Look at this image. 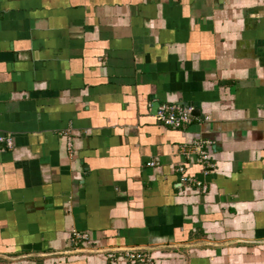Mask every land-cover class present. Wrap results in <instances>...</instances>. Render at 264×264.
Returning a JSON list of instances; mask_svg holds the SVG:
<instances>
[{"label":"crops","instance_id":"0c3cea01","mask_svg":"<svg viewBox=\"0 0 264 264\" xmlns=\"http://www.w3.org/2000/svg\"><path fill=\"white\" fill-rule=\"evenodd\" d=\"M0 135V264H264V0H0Z\"/></svg>","mask_w":264,"mask_h":264},{"label":"built area","instance_id":"2783aa9c","mask_svg":"<svg viewBox=\"0 0 264 264\" xmlns=\"http://www.w3.org/2000/svg\"><path fill=\"white\" fill-rule=\"evenodd\" d=\"M156 121L166 127L176 130H183L187 125L193 121V109L190 107L181 106L178 104L162 105L159 106L156 115ZM0 146L10 150L13 148V141L9 136L0 135ZM209 146L208 142H195L188 144L181 148V153L187 161L195 159L202 165V175L207 176L214 171L215 165L211 162V159L206 151ZM147 166H155V162H148ZM175 171L179 174L180 183L186 186H194L198 188L202 193L206 192L207 186L204 182H201L197 178L189 177L185 174V169L182 166L175 168ZM70 245L74 248H78L79 245L88 240V235L80 232L73 231L70 236ZM118 252H107L105 256L113 260L115 254ZM122 259L131 262L133 264H155L152 256L147 251H126L120 253Z\"/></svg>","mask_w":264,"mask_h":264},{"label":"water","instance_id":"95a60500","mask_svg":"<svg viewBox=\"0 0 264 264\" xmlns=\"http://www.w3.org/2000/svg\"><path fill=\"white\" fill-rule=\"evenodd\" d=\"M158 107L159 106L157 104L156 109H155V113H156ZM124 250H126V251L136 250V251H147L148 252V250L142 249V248H123V249H121V251H124ZM113 251H115V250L114 249H108V250H95L93 252L98 253V254H102V253L113 252ZM118 251H120V249Z\"/></svg>","mask_w":264,"mask_h":264}]
</instances>
